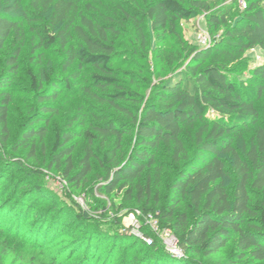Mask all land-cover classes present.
<instances>
[{
  "label": "trees",
  "instance_id": "16d2710c",
  "mask_svg": "<svg viewBox=\"0 0 264 264\" xmlns=\"http://www.w3.org/2000/svg\"><path fill=\"white\" fill-rule=\"evenodd\" d=\"M197 15L213 44L159 51L154 82L144 63L122 57L121 37L146 48L151 32L167 34ZM9 41L15 46L0 73V259L33 250L57 264L52 242L69 233V264H188L190 254L211 256L232 241L236 261L264 262V62L251 68L246 57L264 52V0H245L243 8L239 0H0V61ZM26 45L39 66L28 72L38 105L9 154L12 88ZM48 52L59 64L44 62ZM248 69L249 81L238 79ZM74 94L82 100L55 134L48 167L77 186L98 161L104 190L135 194L141 217L151 213L171 229L184 255L150 231L152 245L129 234L119 214L106 221L89 215L51 192L49 173L12 163L20 148L36 157L59 99ZM80 138L86 143L75 159ZM15 165L25 173L15 177Z\"/></svg>",
  "mask_w": 264,
  "mask_h": 264
},
{
  "label": "rangeland",
  "instance_id": "374dc122",
  "mask_svg": "<svg viewBox=\"0 0 264 264\" xmlns=\"http://www.w3.org/2000/svg\"><path fill=\"white\" fill-rule=\"evenodd\" d=\"M245 0H239V5L244 7ZM172 27V26H171ZM170 27V28H171ZM150 43L146 48H142L140 44L136 41V39L129 34L128 37H121L120 42L123 47L122 57H127V63L140 61L144 63L148 68H150V72L152 74L153 82L157 80V73L160 67V56L158 52H168L174 50L178 51L179 48L185 47L184 42H188L191 45H198L203 47H210L214 42V37L210 34L207 29L206 19L203 15H197L190 20H178L174 23V28L168 31L167 34L162 32L157 33L153 31L150 33ZM161 36H163L161 38ZM183 44V45H182ZM15 43L8 42L5 47L3 53L1 54L0 61V73L1 70L5 68L4 58L7 54H9ZM161 47V50H160ZM135 51L136 53H133ZM31 48L29 46H25L22 49L20 56V69L16 76V84L13 86V102L11 104L10 109V128H11V139L8 143V151L9 154H12L11 146L14 144V139L19 136L25 127L26 124L31 122L32 118L30 117L31 113H33V107L37 106V96L32 93L29 87V77L28 72L30 70H36L39 66L36 64V55H31ZM248 60H250V67L253 68L264 62V52L259 48L253 49L246 54ZM51 60V65L59 64V60L57 57L53 56V53H46L44 57V62L47 60ZM43 62V63H44ZM162 63V62H161ZM121 66V65H120ZM60 65H57L59 68ZM123 67V66H122ZM161 68V67H160ZM145 75V74H143ZM238 79H242L246 82L249 81L250 69L245 70L243 72L237 73ZM146 76V75H145ZM147 77V76H146ZM81 94L74 95H65L59 99V112L56 116L52 118L50 125V132L44 141L39 142L37 145L36 157L28 158L30 153L27 152L26 149H19L16 152H13L15 159L12 160V163H15L19 159H21L24 163L25 168L29 167L32 169H42L49 173V176L46 177L48 187L52 193H56L59 198L63 200H67L69 202L73 201L75 204H78L82 209L86 210L89 215L93 217L99 218L102 220H110L112 217L123 216V222L126 227V223H132L133 221L136 224L141 225L142 231H150L154 235L167 237L169 234H174L171 229L163 228L159 226V228L155 229L156 226H152L154 221H150L149 219L142 218V211L139 208L137 197L135 194H129L127 192V188L119 189L117 188L113 192H107L103 188V183L106 181V172L100 163L95 162L94 172L90 175L89 179L85 183H81L79 185H73L65 179H62V175H60V171H56L53 168L48 167V158L52 148V145L55 141V134L62 130L67 124L68 119L73 116L76 112L77 107L82 100ZM37 104V105H36ZM259 104L264 105V97L259 100ZM262 116L264 118V109ZM251 132H247L245 135L246 140L249 139ZM134 136L130 135L127 137L125 143V151L122 159L127 157L130 152L131 146L133 144ZM79 145L75 151V159L80 157L83 153V147L86 143L85 139H78ZM2 152L8 153L6 150H2ZM1 153V152H0ZM25 157H27L25 159ZM13 159V158H12ZM13 170V174L15 177H19L22 173H25L26 170L19 168L15 165ZM57 172V173H56ZM54 176V177H53ZM8 180V177L4 179V182ZM163 182V181H162ZM163 185L161 184L160 187ZM153 204V203H152ZM117 214V215H116ZM65 226H69L71 224V219H66L64 222ZM63 224V225H64ZM160 225V223H159ZM154 227V228H153ZM155 229V230H154ZM69 233L61 234L52 242L53 250L58 251L61 255L60 258L57 259V264H69L70 259L74 260V258H70L69 249L75 250L74 243L71 242V239L74 238L73 235H69ZM63 235L65 237H63ZM235 241H232L225 249H223L220 253L203 257L190 254L187 258L188 264H264L259 263L257 261L250 260L249 258H244L241 261H236L235 257ZM48 253V252H47ZM182 255L184 253L182 252ZM32 258H39L40 262L46 264L41 257L38 256V253L30 250L27 254H22L17 256L14 253L3 254L0 259V264H31Z\"/></svg>",
  "mask_w": 264,
  "mask_h": 264
},
{
  "label": "built area",
  "instance_id": "2783aa9c",
  "mask_svg": "<svg viewBox=\"0 0 264 264\" xmlns=\"http://www.w3.org/2000/svg\"><path fill=\"white\" fill-rule=\"evenodd\" d=\"M145 219H149L150 221H154V223H152V226H156L155 229L159 228V221L158 219L153 215V214H148L147 216L144 217ZM137 222V221H136ZM136 222H132V223H126V227H125V231L128 232L129 234L135 235L136 237L142 239L147 245H152L154 243V236L153 235H149L147 234V232L144 230H141V225L140 224H136ZM154 228V227H153ZM154 229V230H155ZM162 242L165 245L166 249L174 254V255H178L181 256L182 255V251L178 246V240L176 238V236L174 234H169L167 235V237H163L161 236Z\"/></svg>",
  "mask_w": 264,
  "mask_h": 264
}]
</instances>
